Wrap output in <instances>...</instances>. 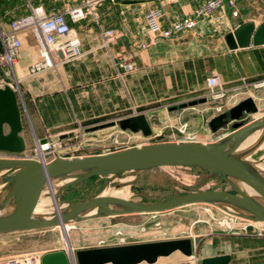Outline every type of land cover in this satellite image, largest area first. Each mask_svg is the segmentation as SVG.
<instances>
[{
  "label": "crops",
  "instance_id": "0c3cea01",
  "mask_svg": "<svg viewBox=\"0 0 264 264\" xmlns=\"http://www.w3.org/2000/svg\"><path fill=\"white\" fill-rule=\"evenodd\" d=\"M21 1L24 7L21 14L11 16V8L0 11L2 27H7L11 19L25 15L29 3L36 5L40 2L46 12L52 13V6L57 10H66L80 2ZM202 1H106L101 7V17L93 27L85 26L87 18L71 24L80 30L82 56L73 62L58 64L55 70L42 71L33 79L24 75L29 65L38 58L37 47L34 41L30 47L22 46L15 59L14 68L16 74L22 78L20 89L26 101L34 100L37 105L35 114L32 113L36 137L42 139L48 133L53 137L64 138L76 119L87 121L107 115H122L129 109L131 113L127 117L121 116L120 119L144 114L150 125L154 114L150 113L153 110L150 106L169 100L166 106L171 109L178 96L193 92H196V98L206 99L200 106H195V111L202 119L206 114L207 122L247 97H252L259 109V94L246 90L264 84V81L260 83L264 80V44L231 49L226 36L241 23L253 22L255 28L264 23V0H235L239 11L237 17H233L230 8L225 6L197 21L194 29L170 37L150 36L146 32V10L158 8L161 12V25L167 28L177 19L189 15ZM106 28L115 30V36L107 45L101 43V32ZM28 35L31 34L23 33L24 38ZM142 44L145 46L142 47ZM25 50L31 55L25 54ZM126 57H131L135 62L136 67L131 72H123L117 66ZM212 74L220 76L226 90V97L223 99L209 97L206 78ZM220 104L224 108L217 113L214 107ZM146 106L149 109L137 110ZM21 121L23 127L22 117ZM202 128L203 126L196 128L195 133ZM22 136L27 147L30 137L24 134ZM260 228L264 229V223ZM206 235L208 234L199 236ZM191 239L194 256L189 258L196 259L195 264H200L202 258L219 255H228V264H264V235L255 237L244 233L230 237ZM94 247L96 246L76 249ZM177 252L171 255L181 254ZM6 257L7 255L0 254V261Z\"/></svg>",
  "mask_w": 264,
  "mask_h": 264
},
{
  "label": "water",
  "instance_id": "95a60500",
  "mask_svg": "<svg viewBox=\"0 0 264 264\" xmlns=\"http://www.w3.org/2000/svg\"><path fill=\"white\" fill-rule=\"evenodd\" d=\"M231 49L264 44V23L256 28L253 22L238 25L226 36ZM205 98L190 101V105L205 102ZM258 107L252 97H247L227 112L213 116L208 124L213 132L224 126L227 120L236 121L243 113H256ZM122 130L141 131L151 134V127L144 114H137L118 122ZM234 129L217 141L162 142L116 151L85 156H56L46 163L29 159H0V170L15 168L4 178L12 180V187L0 202V208L7 203L13 209L0 216V234L62 226L68 221H82L98 217L125 214H149L171 211L191 204L206 203L223 208L233 216L251 222L264 223V176L257 172L250 162L243 159V152L237 149L247 137L263 130L264 114L246 124L234 123ZM22 121L16 91L10 86H0V151L21 153L25 150L21 135ZM44 141V139H42ZM166 166H198L211 171L225 181L233 191L208 189L167 197L159 201H131L126 198L95 195L80 202H66V206L53 216L43 218L34 215V208L45 184L52 179L70 178L60 187L81 183L94 176L117 175L124 172L145 171ZM235 181L240 182L263 202L248 195ZM225 205V206H224ZM234 207L237 211L226 208ZM95 209V212H90ZM192 257L194 244L191 238H177L159 241L139 242L125 245L77 249L71 261L64 250L45 252L41 264H154L161 257L174 252ZM228 255L205 257L200 264H228Z\"/></svg>",
  "mask_w": 264,
  "mask_h": 264
},
{
  "label": "rangeland",
  "instance_id": "374dc122",
  "mask_svg": "<svg viewBox=\"0 0 264 264\" xmlns=\"http://www.w3.org/2000/svg\"><path fill=\"white\" fill-rule=\"evenodd\" d=\"M106 1L111 2L112 0H101L96 3L93 14H89L86 17L87 23L85 26L93 27L95 25V22L101 17V7ZM22 4L21 0H0V11L4 12V10L11 8L10 15L16 16L23 12L24 7ZM39 4L41 3L38 2L36 5ZM51 10L57 11V8L52 6ZM73 28L79 35V28L76 26H73ZM101 43L104 44L103 36ZM32 44L33 41L30 35L23 39V46L30 47ZM25 54L29 53L25 50ZM14 72L15 78L13 76H5L0 66V83L11 82L17 88V100L21 117L23 118L21 135H28L30 138L25 150L16 154L13 159L32 160L34 140L36 138L32 113L36 112L37 105L34 100L26 101L20 89L22 78L16 74V71ZM37 75L39 74L29 75L27 68L24 77L33 79ZM262 79H264V76ZM263 81L261 80L260 83H263ZM246 91L259 94L261 99L258 101L259 109L257 113H243L236 121L228 118L227 123L215 132L211 130L207 122V115L204 114L202 119L199 113L195 111V106L198 107L201 103L189 104L190 101L199 100L195 97L196 92H193L188 95L178 96L171 109L166 106L170 102L169 100L161 103L157 102V104L150 106L149 108L153 109L150 113L154 114H152L150 120L151 134L148 136H144L141 131L132 132L130 130H122L119 127L118 122L122 119L120 117H127L131 113L130 109L126 110L122 115H107L87 121L76 119L69 134H66L64 138L53 137L48 133L43 136L51 140H61V156L69 157L105 153L154 143L189 141L187 140V135L189 134L195 136L192 141L213 142L234 129V123L246 124L252 121L253 117L259 115L256 117L258 118L263 115L264 84L256 88L249 87ZM149 108L148 106L146 108L139 107L137 110ZM230 121H232L231 124ZM183 123H187L188 127L185 132L180 133L178 129ZM199 126H203L204 129L202 128L195 133L196 128ZM259 141L246 146L241 152H243V156L248 155L246 161L250 162L255 169L258 168L257 165H261L263 166L261 169L264 171V145L259 147ZM7 156V154L0 152V158H8ZM14 169H7L2 178L11 175ZM263 171L262 173H264ZM120 187L127 192L126 199L142 202L159 201L167 197L199 190L218 189L233 191L225 181L204 168L198 166H166L152 168L139 173L124 172L117 175L96 176L81 183L68 186L60 192V197L65 201L80 202L99 195L105 190L121 189ZM4 189L5 186L0 187V200L4 196ZM44 191L45 196H51L49 189L45 188ZM228 207L237 211L234 207ZM53 214H55V210L51 209L42 216L50 217ZM71 223L72 225H69L70 228L68 230L69 240L75 250L83 246H94L97 240L101 238H107L109 242H113L115 241L113 239L116 230H121L126 236V241L132 244L131 242L144 240V242H148L186 237L218 238L244 235V233L259 237L256 233L259 231L261 224H263L233 216L217 205L206 203L191 204L161 213L98 217L88 221H71ZM244 224L249 226L244 227ZM203 234L208 235L199 236ZM0 240V254L7 256L27 252H50L68 248L61 233V228L57 226L18 233H3L0 234ZM195 263L196 259H189V257H183V255L178 253L163 257L154 264Z\"/></svg>",
  "mask_w": 264,
  "mask_h": 264
},
{
  "label": "built area",
  "instance_id": "2783aa9c",
  "mask_svg": "<svg viewBox=\"0 0 264 264\" xmlns=\"http://www.w3.org/2000/svg\"><path fill=\"white\" fill-rule=\"evenodd\" d=\"M101 0H80L79 4L66 10H57L52 13L45 11L41 4H28V12L25 15L13 18L9 21L7 27L0 24V66L5 76H13L15 78V59L22 47L21 36L25 32H29L37 47L38 58L33 61L29 67V75H35L42 71L55 69L57 64L73 62L82 56L81 41L78 33L71 24L84 20L89 14H93L95 5ZM228 7L231 15L237 17L239 15L238 6L235 0H203L196 6L192 12L180 19H177L167 28L161 25V12L158 8L153 7L144 12V20L146 32L150 36L170 37L172 35L194 29L197 21L206 18L215 12ZM104 44L115 36L113 28L102 30ZM145 44H142L144 47ZM117 66L123 72H131L135 69V62L131 57L121 59ZM10 86L13 90L17 88L13 83H0V86ZM206 86L209 97L211 99H223L226 97V90L223 88L220 76L212 74L206 78ZM223 104L214 107L215 112L223 111ZM188 125L183 123L178 131L185 132ZM194 135H187V140H194ZM61 140H51L44 138H35L32 160L46 163L53 159L54 156H61L60 146ZM128 148V147H127ZM7 154L8 158L13 159L18 153L0 151ZM64 157V156H62ZM257 236L264 235V229L260 228L256 233ZM115 241L109 242L107 238L97 240L96 247H106L115 245L128 244L126 236L121 230L114 232ZM63 250L68 254L71 261L75 248L70 247ZM43 252H27L22 254L10 255L0 261V264H41V256ZM74 264V263H72Z\"/></svg>",
  "mask_w": 264,
  "mask_h": 264
},
{
  "label": "bare ground",
  "instance_id": "6f19581e",
  "mask_svg": "<svg viewBox=\"0 0 264 264\" xmlns=\"http://www.w3.org/2000/svg\"><path fill=\"white\" fill-rule=\"evenodd\" d=\"M30 38L33 40L32 35H30ZM22 39V46H23V35L21 36ZM53 70V69H52ZM260 114V113H259ZM259 116V115H257ZM256 116V117H257ZM255 117V118H256ZM260 138V139H259ZM260 140V141H259ZM257 141H259V147L264 145V135H263V130H258L256 132H254L253 134H251L249 137H247L245 139V141L242 143V145L237 149L236 154L240 153L241 150L243 148H245L246 146L250 145V144H254L255 142L257 143ZM247 149V148H246ZM244 160L248 159V155L246 156H242ZM36 161V160H35ZM38 162V161H37ZM251 164V163H250ZM251 166L255 169V167L251 164ZM257 169H255L257 172L262 174L263 166L261 165H257ZM260 168V169H259ZM18 170V167H15L14 171ZM7 171V168L1 169L0 170V187L1 186H5L4 189V196L7 193L8 190L11 189L12 187V180L10 181H4V178H2V175ZM264 172V171H263ZM264 176V174H262ZM2 180V181H1ZM70 178H56V179H52L48 184H45L43 190L41 191L40 195H39V199L38 202L34 208V215L36 216H41L43 218H48V216L44 217L42 216L43 214H45L46 212H48L51 209L55 210V213L60 212L67 204L66 202H61V197H60V187L62 185H64L65 183H67L68 181H70ZM235 183H237L248 195L254 197L255 199L259 200L260 202H263L259 197H257L256 195L252 194V192L248 189H246L243 184H241L238 181H235ZM123 187V186H121ZM120 187V188H121ZM47 188L50 190V197L45 196V191L44 189ZM129 191V190H128ZM130 193V192H129ZM102 195H110V196H116V197H121V198H126L127 196V192H125L124 188L121 189H109V190H105L103 193H101ZM3 196V197H4ZM2 197V198H3ZM2 200V199H1ZM0 200V202H1ZM229 208V207H226ZM13 209V204L12 203H7L4 207L0 208V216L5 215L7 213H9L11 210ZM231 209V208H229ZM233 210V209H232ZM95 212V209L90 211ZM54 215V214H53ZM52 215V216H53ZM69 225H72L71 221H68L66 223H64L62 226H57L61 228V233L63 235V238L66 241V244L68 246V248L72 247L71 246V242L69 240ZM178 253V252H177ZM163 258V257H161ZM160 259V258H159ZM158 259V260H159ZM190 259V258H189ZM157 260V261H158ZM144 263V262H143ZM141 264V263H140Z\"/></svg>",
  "mask_w": 264,
  "mask_h": 264
},
{
  "label": "trees",
  "instance_id": "16d2710c",
  "mask_svg": "<svg viewBox=\"0 0 264 264\" xmlns=\"http://www.w3.org/2000/svg\"><path fill=\"white\" fill-rule=\"evenodd\" d=\"M94 177H96V176H94ZM94 177H91L90 179H92V178H94Z\"/></svg>",
  "mask_w": 264,
  "mask_h": 264
}]
</instances>
